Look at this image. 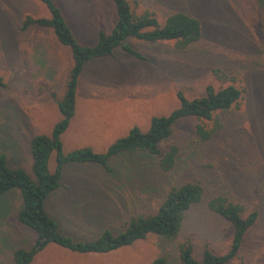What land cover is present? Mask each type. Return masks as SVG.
Segmentation results:
<instances>
[{
    "label": "rangeland",
    "instance_id": "rangeland-1",
    "mask_svg": "<svg viewBox=\"0 0 264 264\" xmlns=\"http://www.w3.org/2000/svg\"><path fill=\"white\" fill-rule=\"evenodd\" d=\"M80 45L96 42L98 30L108 32L115 22L108 0H54ZM136 15L153 14L162 23L175 12L197 18L199 41L185 50L173 42L146 43L128 39L136 59L121 48L113 56L85 65L76 91L75 114L61 136L65 154L91 148L105 152L118 138L138 127L146 131L150 119L165 116L187 99L234 86L242 97L231 110L212 121L192 118L178 122L170 142L179 149L174 169L159 170L155 159L122 156L112 162L114 174L94 165H68L60 188L46 201L60 231L75 240L95 239L103 230L118 233L132 217L155 213L167 191L185 183L203 189L201 201L185 214L180 234L167 242L149 235L145 240L108 254H76L49 245L31 264H150L166 257L181 264L180 246L187 242L201 260L205 246L224 254L232 229L207 204L224 196L256 211L257 222L245 233L241 248L228 264H264V4L263 0H127ZM26 16L48 18L37 0H0V154L11 168L31 174L30 140L48 135L59 121L62 98L72 61L51 30L22 28ZM221 128L201 141L195 126ZM55 168L54 156L49 162ZM19 192L0 196V264H14L15 249H29L33 232L19 224Z\"/></svg>",
    "mask_w": 264,
    "mask_h": 264
},
{
    "label": "trees",
    "instance_id": "trees-1",
    "mask_svg": "<svg viewBox=\"0 0 264 264\" xmlns=\"http://www.w3.org/2000/svg\"><path fill=\"white\" fill-rule=\"evenodd\" d=\"M37 1L45 7L49 17L26 16L22 28L36 26L51 30L57 43L69 50L72 65L62 98L57 102L59 121L48 135H36L30 140L31 174L21 168H11L7 157L0 154V196L13 190L19 192L21 206L17 212V221L35 236L29 249L17 248L13 251L14 264H31L49 245L84 255L108 254L145 240L149 235L167 242L176 240L186 212L202 199L203 189L197 183L170 188L155 213L132 217L118 233L103 230L95 239L88 241L75 240L61 232L58 222L46 209V201L60 188L64 168L68 165H94L112 175L115 173L112 166L114 160L122 156L141 155L155 159L161 172H171L179 151L170 142L174 126L188 118L201 122L212 121L218 112H227L237 105L242 97L241 90L232 85L215 90L208 85L204 89V95L194 99H187L178 92V107L168 115L152 117L146 131H141L138 127L131 128L125 137L115 140L103 153H96L91 148H81L65 154L61 136L75 114L76 91L86 64L113 56L117 48L136 59H142L138 52L126 44L128 39L152 44L173 42L175 49L185 50L200 40L202 26L197 18L183 11L168 15L161 23L151 13L136 15L127 0H108L114 6V24L108 32L98 30L93 45L83 46L75 39L61 8L54 0ZM2 87L0 77V89ZM220 128L221 124L217 121L210 129L197 124L195 134L201 141H209ZM52 156L55 159L53 172L49 169ZM207 207L230 224L232 234L229 247L224 254L217 255L205 246L201 260H196L192 254V246L187 242L179 249L178 260L181 264H228L236 258L245 233L258 220L256 211L244 216L242 207L229 202L222 195L212 198ZM150 264H167V258L159 257Z\"/></svg>",
    "mask_w": 264,
    "mask_h": 264
}]
</instances>
